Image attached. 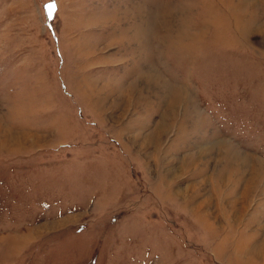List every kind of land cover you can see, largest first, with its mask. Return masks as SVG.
Masks as SVG:
<instances>
[{
  "label": "rangeland",
  "instance_id": "1",
  "mask_svg": "<svg viewBox=\"0 0 264 264\" xmlns=\"http://www.w3.org/2000/svg\"><path fill=\"white\" fill-rule=\"evenodd\" d=\"M0 87V264H264V0H0Z\"/></svg>",
  "mask_w": 264,
  "mask_h": 264
},
{
  "label": "bare ground",
  "instance_id": "2",
  "mask_svg": "<svg viewBox=\"0 0 264 264\" xmlns=\"http://www.w3.org/2000/svg\"><path fill=\"white\" fill-rule=\"evenodd\" d=\"M184 97H185L184 93L179 92V93H177V95H174L173 96L172 103L173 104H176L178 102L177 100H180L181 98H184ZM172 114H174V111L172 112ZM162 130H163L162 129V126L160 125L159 128H158V130H157V132L154 134V136H152L153 138L152 137H149V140L156 139V141L159 142L161 140V137H162ZM229 163H233V161L230 160ZM232 166H233V164H232ZM262 167L264 168V162L262 164ZM261 177L264 178V170H262V172H261ZM256 182H257V180L254 179L253 180V183H256ZM252 187L253 186H250V187L248 186V188L245 189L241 193V196L239 198H236V200L234 199L235 201H232V203H230V204L233 206V205H235V204H237L239 202L245 203L249 199L250 194L252 193V190H253ZM230 197H232V196H229L228 198H230ZM243 212H244V210L236 211V212H234V214H235V216L238 219H240V217L242 216ZM235 251L237 253H239L240 255H246V256L248 255V257L250 256V258H252V257L253 258H257V257L263 258L264 257V240H263L262 243L256 244L255 246H249V244H244L241 247L240 246H237L236 249H235Z\"/></svg>",
  "mask_w": 264,
  "mask_h": 264
},
{
  "label": "crops",
  "instance_id": "3",
  "mask_svg": "<svg viewBox=\"0 0 264 264\" xmlns=\"http://www.w3.org/2000/svg\"><path fill=\"white\" fill-rule=\"evenodd\" d=\"M9 96H10L9 90H7V88L0 87V106H5V104L9 102Z\"/></svg>",
  "mask_w": 264,
  "mask_h": 264
}]
</instances>
